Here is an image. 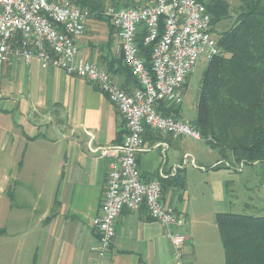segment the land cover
Wrapping results in <instances>:
<instances>
[{"label":"crops","instance_id":"crops-1","mask_svg":"<svg viewBox=\"0 0 264 264\" xmlns=\"http://www.w3.org/2000/svg\"><path fill=\"white\" fill-rule=\"evenodd\" d=\"M92 21L77 39V59L96 63L132 92L137 82L125 66L115 30L106 21L109 31L94 33ZM125 133L118 108L87 79L39 58L0 66V193L7 195L12 185L9 208L19 226L13 234L36 241L30 264H200L202 257L207 264H225L215 216L233 212L227 204L239 203L229 200L228 186L244 168L239 173L215 169L229 161L217 149L209 146L216 152L209 159V153L189 149L186 136L167 134H146L138 163L143 178L164 184L165 204L186 218L184 259L176 258L165 228L145 208L125 209L109 251L99 254L94 219L106 190L108 161L93 149L118 145ZM254 198L241 203L243 212L263 215L259 194Z\"/></svg>","mask_w":264,"mask_h":264},{"label":"built area","instance_id":"built-area-1","mask_svg":"<svg viewBox=\"0 0 264 264\" xmlns=\"http://www.w3.org/2000/svg\"><path fill=\"white\" fill-rule=\"evenodd\" d=\"M120 41L125 65L139 86L126 92L96 63L77 59V39L86 30L88 10L72 0H0V66L39 58L67 74L94 83L118 108L126 133L118 145L93 149L108 161L106 190L94 226L99 254L104 256L116 235L117 218L125 210L145 208L165 228L174 255L182 260L188 240L181 230L186 218L162 199L160 179L143 178L139 153L150 129L174 138L206 139L189 122L164 115L161 103L180 105L187 78L202 56L209 61L221 53L212 19L200 0H143L130 7L108 6L104 12ZM139 34L153 45L149 65L140 53ZM191 164L196 166L194 159ZM160 176L164 173L160 170Z\"/></svg>","mask_w":264,"mask_h":264},{"label":"trees","instance_id":"trees-1","mask_svg":"<svg viewBox=\"0 0 264 264\" xmlns=\"http://www.w3.org/2000/svg\"><path fill=\"white\" fill-rule=\"evenodd\" d=\"M72 1L88 10L91 18L109 22L113 30V25L104 16L108 6L130 7L143 2ZM200 1L211 15L213 28L231 17L229 0ZM239 1L234 22L217 38L221 53L207 62L198 91L196 118L189 123L200 131L208 146L229 160L228 164L222 163L215 169L232 168L239 173L246 166L260 163L264 182V0ZM138 45L149 65L153 45H145L142 34H139ZM126 68L136 79L130 68ZM136 82L138 87L137 79ZM181 108L182 104L164 102L159 106L164 115L176 119H181ZM148 133L159 135L148 128L144 137ZM176 179L182 183L179 176ZM181 186L184 188L183 183ZM163 188L162 183V192ZM6 193L11 201L14 200L12 185ZM215 218L225 264H264V215L219 212ZM0 234H7L6 229L0 228Z\"/></svg>","mask_w":264,"mask_h":264},{"label":"rangeland","instance_id":"rangeland-1","mask_svg":"<svg viewBox=\"0 0 264 264\" xmlns=\"http://www.w3.org/2000/svg\"><path fill=\"white\" fill-rule=\"evenodd\" d=\"M139 2L141 0H135ZM231 8V17L222 20L214 28L213 31L218 38L219 33L229 28L234 22L238 8L240 6L239 0H229ZM91 17H89L90 19ZM93 22V31L94 33L100 32V35H104L108 30V23L106 20H98ZM206 56H202L199 62L197 63L193 73L188 79L187 88L185 90L184 100L182 103V114L181 119L186 122H192L196 118L197 114V98L198 91L200 87V82L203 76V72L207 66ZM187 147L191 150H194L198 153H209L211 159L216 156V152L205 143L203 140H196L192 137H187L186 139ZM208 159L205 158V162ZM199 163V162H198ZM200 172V171H199ZM262 173L263 165L256 163L253 166L244 167L243 171L234 178H238L235 183H229L228 186V198L238 199L239 203L235 208H232V205L227 204L228 211H233L235 213H245L243 212V207L241 203L254 201V196L259 194V203L261 209L263 208L262 214L264 215V182H262ZM260 189V192H259ZM238 195V196H236ZM7 195L0 193V228H5L8 234H0V264H30L31 257L33 254V248L36 244L35 240H29L28 242L23 241L21 238L17 239L13 233L14 229L19 228L13 221L14 214L13 211L9 208L10 200L6 197ZM251 197H253L251 199ZM231 206V207H230ZM34 219V217H33ZM25 227V226H23ZM220 239V235L218 234ZM221 242V241H220ZM184 259V258H183ZM200 264H207V258L202 257Z\"/></svg>","mask_w":264,"mask_h":264}]
</instances>
